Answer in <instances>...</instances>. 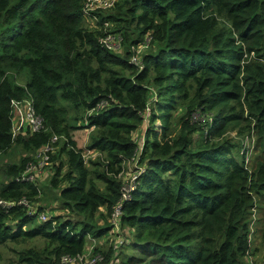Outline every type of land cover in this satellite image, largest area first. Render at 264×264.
Segmentation results:
<instances>
[{
  "label": "trees",
  "instance_id": "16d2710c",
  "mask_svg": "<svg viewBox=\"0 0 264 264\" xmlns=\"http://www.w3.org/2000/svg\"><path fill=\"white\" fill-rule=\"evenodd\" d=\"M84 1L0 0V157L18 152L0 162V196L37 211L1 209L0 246L37 240L17 251L23 264L86 253L101 256L94 264H243L257 250V208L264 243V155L249 163L224 134L252 133L264 153V0H115L93 12ZM104 27L121 33V52L100 43ZM146 35L139 68L129 47ZM24 97L44 127L12 137L10 100ZM80 110L93 127L84 148L70 132ZM53 134L48 180L17 179ZM133 156L142 169L113 231ZM54 201L67 212H52ZM109 234L123 242L113 247Z\"/></svg>",
  "mask_w": 264,
  "mask_h": 264
},
{
  "label": "built area",
  "instance_id": "2783aa9c",
  "mask_svg": "<svg viewBox=\"0 0 264 264\" xmlns=\"http://www.w3.org/2000/svg\"><path fill=\"white\" fill-rule=\"evenodd\" d=\"M115 0H85L83 4V10L85 12H93L98 9H107L110 8L114 4ZM97 17L94 16L93 19H96ZM108 22H104V26H108ZM105 29V32L102 36H100L99 41L100 43L107 49L111 51H120L122 50V40L123 36L119 32H113L109 29ZM150 40V36L146 35L144 39L140 42L131 44L129 47V58L130 61L133 62L135 65H137L139 68L142 67V61H141V54L143 49L147 46L148 42ZM108 104V99H101L99 100L96 105L92 109H98ZM92 110H89L91 112ZM150 107L149 102L146 103L145 109L142 112L143 114V122H145L146 119H148ZM10 122H11V135L12 137H15L17 135H24L28 132H35L44 127L43 120L39 114L34 109L32 99L30 97H24L21 99H15L12 98L10 100ZM143 131V130H142ZM133 139L137 142V147L135 152H139L141 149V143L143 141V138H139L138 141L135 137ZM58 140V136L53 134L47 142H45L43 145H41L34 154L33 161H30L26 168L16 177L17 179H24L29 180L32 182L39 181L40 178V170L44 171L45 167L49 166L51 164L50 155L54 152L55 149V143ZM136 159L133 156L131 166H129L130 171L124 175L126 181L122 185V195L119 201L114 204L113 210L111 212L110 221L113 225L112 230L119 232L121 231L120 228V214H121V202L123 199L127 198L129 196V192L132 187L135 185V180L137 174L141 171L142 166L138 167L139 169L136 171L135 166ZM14 204H23L27 207L29 212H35L36 206L26 197H21L19 199H6L4 197L0 196V210L1 209H8L9 206ZM47 217V213L40 211L38 213V219H45ZM123 242V237L119 234L114 235L113 240V247H117L118 243ZM84 258V262H82ZM101 258V256L96 255L92 259H87V253L86 254H77L75 256H71L68 254H65L61 257V261L64 264H94L96 259ZM247 260L249 264H264V254L259 260H255L251 255L247 256Z\"/></svg>",
  "mask_w": 264,
  "mask_h": 264
},
{
  "label": "rangeland",
  "instance_id": "374dc122",
  "mask_svg": "<svg viewBox=\"0 0 264 264\" xmlns=\"http://www.w3.org/2000/svg\"><path fill=\"white\" fill-rule=\"evenodd\" d=\"M91 22L93 23L94 20L92 19ZM116 52H120V51H116ZM20 81V80H19ZM73 113L71 114V116L74 117V119H76L75 123L76 126H71L70 128V132H72V136L77 140V143L80 145V147H85L87 140H88V134L89 132L92 130V126L88 127L87 126V120H86V115H87V111H83L80 110L79 112L76 111H72ZM148 119L145 120V122H143L141 125L142 128H139L140 130H136L133 133V137L136 138V140L138 141L139 138H144V132L142 131V129L146 128ZM82 124V125H81ZM73 127H76L73 129ZM58 136V135H57ZM224 137H230L232 138L234 141L236 142H240L243 147H245L247 149V153H246V160L250 163L252 162L254 156L256 154H260V156H263L264 153H260V148H255V138L254 136L251 134H238L237 133V127H230L226 133L224 134ZM143 142V141H142ZM86 149V148H85ZM18 152H12L10 154H5L2 157H0V162H9L12 161L14 159H16ZM95 153L92 152H87L86 156L91 157L94 156ZM129 165V163H128ZM127 165V166H128ZM135 166L140 167V165H138V163H135ZM40 182H45L48 180L49 176L51 173H48V169H45L44 171L40 170ZM130 169L126 170V173L129 172ZM125 173V174H126ZM36 204H37V200H35ZM42 204H44L42 202ZM58 203L56 201H54L52 203V207L53 210L52 212L54 213H58V214H64L66 213V209H62L60 207H58ZM44 209H46L48 212L51 210L48 207H45ZM262 209L257 208L253 211L252 214V223H251V230L253 232H251L250 234V242H251V247L257 246V250L255 253H251L250 255H252L253 258H255V260H259L262 255L264 254V243L261 241L260 239V233L259 232H254L256 229L261 230L262 227ZM122 231H124L125 233L128 234V230L125 231V229L123 228ZM111 238H114V235H110ZM101 244H105V239H101ZM32 243H36L37 244V240L36 241H27L25 243L23 242H12V241H7L6 244L0 246V264H23L20 261H18L17 259V251L19 249H21L24 246H28L31 245ZM90 242L87 243L86 247L90 246ZM87 250H90V248H87ZM135 252V251H134ZM136 252H138L136 250ZM246 257L244 258V262L243 264H248V262L246 261ZM84 262V258L82 260L81 263Z\"/></svg>",
  "mask_w": 264,
  "mask_h": 264
},
{
  "label": "crops",
  "instance_id": "0c3cea01",
  "mask_svg": "<svg viewBox=\"0 0 264 264\" xmlns=\"http://www.w3.org/2000/svg\"><path fill=\"white\" fill-rule=\"evenodd\" d=\"M142 125H143V124H142ZM142 125H141V126H142ZM140 128H142V127H140ZM138 130H140V129H138ZM142 130H143V129H142Z\"/></svg>",
  "mask_w": 264,
  "mask_h": 264
}]
</instances>
